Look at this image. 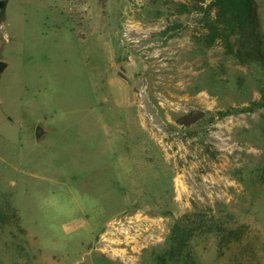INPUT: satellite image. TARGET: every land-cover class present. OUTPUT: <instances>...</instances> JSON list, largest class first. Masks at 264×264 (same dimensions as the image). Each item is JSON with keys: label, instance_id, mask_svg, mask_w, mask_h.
Wrapping results in <instances>:
<instances>
[{"label": "rangeland", "instance_id": "obj_1", "mask_svg": "<svg viewBox=\"0 0 264 264\" xmlns=\"http://www.w3.org/2000/svg\"><path fill=\"white\" fill-rule=\"evenodd\" d=\"M3 1L0 264H264V52L201 0Z\"/></svg>", "mask_w": 264, "mask_h": 264}, {"label": "trees", "instance_id": "obj_2", "mask_svg": "<svg viewBox=\"0 0 264 264\" xmlns=\"http://www.w3.org/2000/svg\"><path fill=\"white\" fill-rule=\"evenodd\" d=\"M201 2H208L200 9L206 22L207 46H213L219 41L225 52L240 62L263 61L262 45L259 42L253 44L247 39L255 16L253 0H201ZM247 111L254 112V108L241 110Z\"/></svg>", "mask_w": 264, "mask_h": 264}, {"label": "water", "instance_id": "obj_3", "mask_svg": "<svg viewBox=\"0 0 264 264\" xmlns=\"http://www.w3.org/2000/svg\"><path fill=\"white\" fill-rule=\"evenodd\" d=\"M6 5H7L6 1L0 0V14H4ZM5 68H6V64L0 61V75L4 71ZM42 134H43L42 129L37 128L36 133H35L36 137L39 138Z\"/></svg>", "mask_w": 264, "mask_h": 264}]
</instances>
